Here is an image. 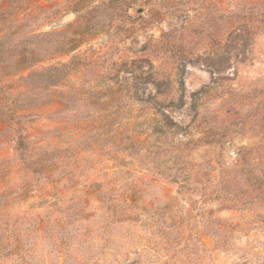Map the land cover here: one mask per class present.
<instances>
[{"label": "rangeland", "instance_id": "rangeland-1", "mask_svg": "<svg viewBox=\"0 0 264 264\" xmlns=\"http://www.w3.org/2000/svg\"><path fill=\"white\" fill-rule=\"evenodd\" d=\"M1 48L0 264H264V0H0Z\"/></svg>", "mask_w": 264, "mask_h": 264}, {"label": "trees", "instance_id": "trees-1", "mask_svg": "<svg viewBox=\"0 0 264 264\" xmlns=\"http://www.w3.org/2000/svg\"><path fill=\"white\" fill-rule=\"evenodd\" d=\"M6 50L1 48L0 49V56H2V54L5 52ZM37 62L39 61H35V63L37 64ZM34 62L32 63L33 66H31V73L30 76L28 77V79L31 77L33 79H37V81L41 82L40 79L42 80H46L49 82H53L54 84H52L50 86H56L58 83L62 82L66 76V71L65 69L68 67L67 63H63V64H57V65H51V66H43L41 67V69H36L35 68V64ZM70 106L66 105L64 107L63 110L61 111H67L69 110ZM161 116L164 118L163 122H165V126L170 128L173 125V122H171V120L168 118V116L165 113H161ZM22 146L24 147V144H22ZM27 147H24V151L27 152Z\"/></svg>", "mask_w": 264, "mask_h": 264}]
</instances>
